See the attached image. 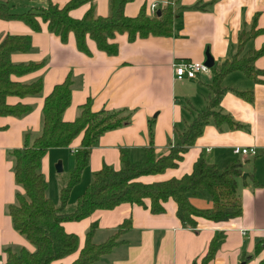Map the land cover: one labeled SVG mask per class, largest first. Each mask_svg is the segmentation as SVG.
<instances>
[{
    "label": "crops",
    "instance_id": "crops-1",
    "mask_svg": "<svg viewBox=\"0 0 264 264\" xmlns=\"http://www.w3.org/2000/svg\"><path fill=\"white\" fill-rule=\"evenodd\" d=\"M0 1L13 11L23 13L46 8L49 1L62 8L72 0H33L38 1L37 6L40 7H28V3L18 8L14 4L11 6L10 0ZM169 1L135 0L126 5L124 12L129 18L137 17L143 10L151 16L152 5H158L159 11ZM173 1L175 9L183 10L175 19L172 37L151 36L130 42L128 34H117L111 41L119 46L116 56L100 51L90 38L87 46L91 55H87L78 49L73 33L63 43L42 22V30L34 32L21 21L0 19V39L6 35L31 37L32 50L13 54L12 62L16 65H40L37 70L12 79L27 85L38 81L43 84V91L38 96H11L7 99L12 106H29L30 113L21 118L0 117V264H6L8 251L16 254L23 249L35 251L29 241L16 231L9 213V207L17 204L18 194H24L16 182L11 152L24 148L27 141L33 143L42 134L45 98L56 85L68 78L72 80L71 105L63 115L66 122H74L80 116L81 106L89 102L94 112L106 110L131 114L128 125L106 132L95 143L89 166L71 194L68 210H73L95 173L104 166L122 169V150L128 152L134 163L143 160L145 149L150 146L149 125L152 120L155 123L156 153L163 156L179 143L178 135L207 109L213 70L211 75L201 74L195 80L179 81L175 76L174 63H205L209 54L214 61V69H217L233 59L238 53L240 35L251 31L254 25L255 30L261 33L245 45L244 52L264 49V0ZM196 5L200 8L192 9ZM92 8H95L97 16L106 18L110 14V0L89 1L72 10L70 16L82 20ZM254 67L264 72V55L255 60ZM256 79L258 81L242 71L228 74L223 81L226 91L215 110L230 120L221 124L211 120L177 168L139 179L144 184L180 179L193 172L201 157L220 168L238 160L247 162L243 177H251L247 185L242 179L238 189L243 208L241 217L219 223L198 218L197 229L193 230L182 226L173 200L164 205L166 212L160 215L135 204H122L113 210H97L79 222L64 223L68 234L78 236L80 250L85 246L92 225L97 224L93 242L103 244L121 225L131 221V229L121 237V243L96 264H202L212 240L219 233L225 234L226 240L210 264H264V249L256 253L257 244L261 242L264 245V76ZM195 90L197 92L193 94ZM248 92L254 94L252 102L239 95ZM82 140L83 135H80L70 147L51 149L42 159L40 171L48 182L47 197L56 206L60 205L61 189L75 168V156L82 147ZM235 148H254L258 155L236 156L233 153ZM60 152H68L73 161L66 164ZM58 161L64 165L66 174L59 185L56 204L49 195V187ZM81 186L84 188L71 203ZM189 202L200 211L213 208L209 196H191ZM146 204L149 206L150 201ZM78 257L79 252L54 264H73Z\"/></svg>",
    "mask_w": 264,
    "mask_h": 264
},
{
    "label": "trees",
    "instance_id": "trees-1",
    "mask_svg": "<svg viewBox=\"0 0 264 264\" xmlns=\"http://www.w3.org/2000/svg\"><path fill=\"white\" fill-rule=\"evenodd\" d=\"M89 1L94 0H72L62 8L49 1L46 8L30 9L23 13L13 11L9 5L0 1V19L21 21L34 32L42 30V22L47 25L49 32L60 37L63 43H66L69 35L73 33L78 49L87 55H91L87 46V39L90 38L100 51L109 56H116L119 46L111 41L117 34H128L130 42L151 36L172 37L175 19L183 10L175 9V2L170 0L154 16H148L143 10L137 17L129 18L124 10L128 3L135 0H110V14L106 18L97 16L95 8L82 20H75L70 16L72 10ZM199 8L196 5L192 9ZM260 33L261 31L255 30V25L251 31H244L240 35L238 53L233 59L224 62L217 69H212L214 79L209 86V106L178 135L179 143L169 154L159 156L156 153L155 123L152 120L149 125L150 146L145 149L143 160L134 163L128 152L122 150V169L115 170L104 166L95 173L90 185L77 199L73 210H68L71 194L80 184L83 173L89 166L95 143L106 132L128 125L131 114L106 110L94 112L89 102L81 106L80 116L74 122H66L63 115L71 105L72 80L68 78L62 84L56 85L45 98L42 134L33 143L27 141L24 148L11 152L15 162L16 182L23 188L24 194H18L17 204L9 207V213L16 231L29 241L35 251L23 249L19 254L8 251L6 264H54L78 252L79 257L73 264H96L121 243V237L131 229L132 222L126 221L103 244L93 242L97 224L92 225L81 250L78 236L68 234L64 223L79 222L97 210H113L122 204H135L149 209L154 215H160L166 212L164 205L173 200L177 205L176 214L182 226L193 230L197 229L198 218L219 223L241 217L243 208L238 189L242 179L246 185L250 180L251 176L243 177L247 162L238 160L220 168L201 157L193 172L180 179L173 178L153 184H144L139 179L164 174L168 169L177 168L211 120H215L217 124L230 120L228 116L215 110L226 91L223 81L228 74L236 71L245 72L256 81L257 76H264V72L254 67L255 60L264 55V49L254 53L244 52L245 45ZM31 50L30 36L6 35L0 39V117L21 118L31 111L27 105H9L8 97L38 96L43 91L42 81L27 85L12 79L13 76L20 77L40 67L16 65L12 62L13 54L28 53ZM239 95L246 101L254 100L252 92ZM80 135H83L82 147L75 156V168L67 184L61 189L60 205L56 206L47 197L48 182L40 171L42 159L51 149L70 147ZM191 196H209L213 201V208L208 211L197 210L189 202ZM146 201H150L149 206ZM225 240L223 233L214 237L202 264H210L215 259ZM263 249V243H258L256 253Z\"/></svg>",
    "mask_w": 264,
    "mask_h": 264
},
{
    "label": "built area",
    "instance_id": "built-area-1",
    "mask_svg": "<svg viewBox=\"0 0 264 264\" xmlns=\"http://www.w3.org/2000/svg\"><path fill=\"white\" fill-rule=\"evenodd\" d=\"M158 5L151 6V16H154L158 11ZM175 70L176 79L179 81L189 79L195 80L201 74L211 75L212 69H210L205 63H196V62H187L182 61L174 63L173 65ZM234 155L240 157H256L258 151L256 149H247V148H235L233 150Z\"/></svg>",
    "mask_w": 264,
    "mask_h": 264
},
{
    "label": "rangeland",
    "instance_id": "rangeland-1",
    "mask_svg": "<svg viewBox=\"0 0 264 264\" xmlns=\"http://www.w3.org/2000/svg\"><path fill=\"white\" fill-rule=\"evenodd\" d=\"M10 5L11 6H16V8L23 7V5H27L28 3H30V5L28 7H40L37 6L38 1L34 2L33 0H10ZM14 4V5H13ZM39 5V4H38ZM39 9V8H38ZM197 91H193V94H195ZM61 155L63 156L65 163L68 164L71 161H73L74 158H72V156L68 153V152H60ZM61 164L62 168L64 169V165L61 163V161H58L54 167V176L53 179H51V184L49 187V195L51 198H53L55 200V203L57 204V199L59 197V185L63 182L64 180V176H65V172L62 171L61 173L57 172V166ZM67 166V165H66ZM84 188V186H81L80 188H78V190H76L75 195L72 198V202H75V200L77 199L78 194H80L79 192ZM59 202V201H58ZM59 205V203H58Z\"/></svg>",
    "mask_w": 264,
    "mask_h": 264
},
{
    "label": "water",
    "instance_id": "water-1",
    "mask_svg": "<svg viewBox=\"0 0 264 264\" xmlns=\"http://www.w3.org/2000/svg\"><path fill=\"white\" fill-rule=\"evenodd\" d=\"M158 14H160V12H158ZM205 64L210 68V69H213L214 68V61H213V59L211 58V56L209 55V54H207V61L205 62ZM57 171L59 172V173H61L62 171H63V168H62V165L61 164H59L58 166H57ZM245 177H246V175H245ZM244 264V263H243Z\"/></svg>",
    "mask_w": 264,
    "mask_h": 264
}]
</instances>
